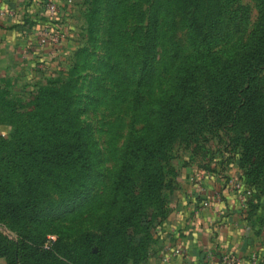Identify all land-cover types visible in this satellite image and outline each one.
Returning <instances> with one entry per match:
<instances>
[{"label":"trees","instance_id":"1","mask_svg":"<svg viewBox=\"0 0 264 264\" xmlns=\"http://www.w3.org/2000/svg\"><path fill=\"white\" fill-rule=\"evenodd\" d=\"M110 1L81 0L87 44L97 40L101 12L112 31L117 17L112 11L121 0L111 7ZM183 15L197 34L199 49L176 56L173 85L147 102L143 126L136 131L139 90L155 72L150 65L158 42L159 14L154 10L146 19L132 120L97 234L84 233L70 243L57 237L43 245L53 232V213L81 201L98 183L95 149L75 108L84 47L76 50L68 70L59 67L42 81H33L25 96L0 86V124L10 126L8 137L0 135V223L18 234L17 240L0 234V264H145L170 212L179 173L173 147L192 144L201 132L218 139L227 136L226 160L236 162L240 170L248 217L264 207V99L259 87L264 77V0L248 38L223 55L207 47L216 24L203 21L190 0L185 1ZM123 16L117 17L122 21L117 33L127 37L122 33ZM202 43L207 44L200 47ZM126 49L121 45L117 56ZM118 68L112 65L109 73L116 74ZM54 191L58 198L50 197Z\"/></svg>","mask_w":264,"mask_h":264},{"label":"rangeland","instance_id":"2","mask_svg":"<svg viewBox=\"0 0 264 264\" xmlns=\"http://www.w3.org/2000/svg\"><path fill=\"white\" fill-rule=\"evenodd\" d=\"M185 1L121 0L116 4L112 14L117 13V17L119 14L124 15L122 33H126L127 37L122 36L121 31L117 33V26L122 22L117 17L112 31L109 32L108 21L101 12L96 20L97 40L92 44L85 42L86 23L80 13L81 0L78 2L80 15L76 13V18L74 17V20L70 22L74 28L68 38L69 44L63 47L59 61L62 63L58 66L65 71L68 70L67 63L71 64L74 57H77L76 50L84 47L80 55L81 60H85L83 63L85 66L77 75L79 101L75 108L78 122L87 130L95 149V171L98 174V183L94 188H88L89 191L81 201L64 206L53 213L50 226L53 232L48 233L43 245L48 246L51 244L50 241L57 237H60L63 242L70 243L81 234L99 233L98 225L104 219L101 214L108 201L110 182L116 171L120 151L132 120V95L138 77L137 65L141 59L142 34L146 19L154 10L159 14L158 42L156 54L150 65V69L155 72L142 81L139 90L140 106L134 113L136 131H140L143 126L147 102L156 100L173 85L174 71L178 65L176 56H187L199 49L196 46L197 34L188 25L183 15ZM190 1L196 7L198 15L204 19L203 21L212 20L216 24L213 30L215 37L207 47L209 51L223 55L248 38L257 23L259 5L262 0ZM113 3L114 0L109 2L110 7ZM207 43H202L200 47ZM121 45L127 49L120 52L118 57L116 51ZM117 64H119L117 73H109L111 66ZM259 87L262 88L261 93L264 99V77L260 79ZM28 88L29 86L24 87L19 93L13 88L8 90L12 95L25 96L27 95L25 90ZM9 135L8 132L1 136ZM219 138L209 131L201 132L195 136L197 141L190 145H174L173 162L179 173L174 181L172 197L178 177L191 165H196L194 172L197 169L212 170L213 165H223L230 152L225 146L227 136ZM58 194V191H54L50 197L58 198ZM0 234L10 240L18 238L16 230L5 223H0ZM92 251L95 252L96 248L93 247Z\"/></svg>","mask_w":264,"mask_h":264},{"label":"crops","instance_id":"3","mask_svg":"<svg viewBox=\"0 0 264 264\" xmlns=\"http://www.w3.org/2000/svg\"><path fill=\"white\" fill-rule=\"evenodd\" d=\"M52 1L58 7L55 15L46 12L43 0H0V86L19 93L59 68L74 28L70 22L80 15V0ZM59 31L64 35L59 43L47 39L50 32ZM9 131L0 124V135ZM195 166L178 177L170 212L145 264L160 263L166 246L179 250L167 253L166 264H205L211 254L249 264L251 253L264 263V207L248 217L242 189L234 187L243 183L237 163L225 160L212 170L194 172Z\"/></svg>","mask_w":264,"mask_h":264},{"label":"built area","instance_id":"4","mask_svg":"<svg viewBox=\"0 0 264 264\" xmlns=\"http://www.w3.org/2000/svg\"><path fill=\"white\" fill-rule=\"evenodd\" d=\"M43 6L49 15H55L58 11L57 5L52 0H43ZM49 37L51 38V40L54 43H59L60 40L64 37V35L59 31V32L54 33L53 35H50ZM45 40H46V37H43L41 39V42H44ZM234 187L237 189H242V185L240 182L234 183ZM241 201L243 204H245V201H246V193L245 192L241 193ZM207 205H208V201H205L203 203V206H207ZM167 253H172L173 255H175V254L179 253V250H176V249L172 250V248L166 246L163 249V255L161 258V262L158 264H166L167 263ZM205 264H239V261L231 255L219 254V255L215 256V255L211 254L210 258L205 262ZM249 264H264V263L259 261L256 253H251L250 257H249Z\"/></svg>","mask_w":264,"mask_h":264}]
</instances>
